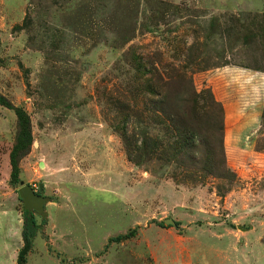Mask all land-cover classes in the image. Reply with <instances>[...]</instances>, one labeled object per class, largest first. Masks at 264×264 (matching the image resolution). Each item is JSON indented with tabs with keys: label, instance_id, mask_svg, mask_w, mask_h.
Instances as JSON below:
<instances>
[{
	"label": "rangeland",
	"instance_id": "1",
	"mask_svg": "<svg viewBox=\"0 0 264 264\" xmlns=\"http://www.w3.org/2000/svg\"><path fill=\"white\" fill-rule=\"evenodd\" d=\"M0 95L29 118L21 186L55 187L25 210L0 106V264L24 216L25 264H264V0H0Z\"/></svg>",
	"mask_w": 264,
	"mask_h": 264
},
{
	"label": "trees",
	"instance_id": "2",
	"mask_svg": "<svg viewBox=\"0 0 264 264\" xmlns=\"http://www.w3.org/2000/svg\"><path fill=\"white\" fill-rule=\"evenodd\" d=\"M0 106H3L9 110H12L15 116V126L16 132L14 137V144L9 152L8 161H9V184L12 186L17 185L21 180L19 178V168L18 160L28 152L30 145L32 144V138L30 133L29 118L27 115L17 107L11 105L6 98L0 95ZM201 107L198 109H191L189 112L185 110V103L179 102L176 106L174 112H171L168 118L172 128L179 134L181 137L185 138L184 142H190L185 144V147L191 149L195 145H200L205 143V139L199 136L197 130L190 127L189 121H201L202 116L206 114L207 111H200ZM168 111V110H167ZM184 134V135H183ZM35 221L32 216L29 218L24 216V220L21 227V241L22 246L17 252L15 264H25L27 254L31 250L32 238L35 233ZM133 236V230L120 236L110 238L108 242L118 243L122 240L130 238ZM54 256L59 259L60 255L58 253H53ZM61 259V258H60ZM61 264V260H60Z\"/></svg>",
	"mask_w": 264,
	"mask_h": 264
},
{
	"label": "water",
	"instance_id": "3",
	"mask_svg": "<svg viewBox=\"0 0 264 264\" xmlns=\"http://www.w3.org/2000/svg\"><path fill=\"white\" fill-rule=\"evenodd\" d=\"M19 184L20 188L17 190V195L23 203L25 210L28 212L33 211L36 215H40L44 218L43 205L45 203V199L36 194L28 185L21 186V182ZM38 191H41V187L38 188ZM163 222L164 224H173L171 220H164Z\"/></svg>",
	"mask_w": 264,
	"mask_h": 264
},
{
	"label": "crops",
	"instance_id": "4",
	"mask_svg": "<svg viewBox=\"0 0 264 264\" xmlns=\"http://www.w3.org/2000/svg\"><path fill=\"white\" fill-rule=\"evenodd\" d=\"M9 165V164H8ZM9 169H10V167H9ZM62 182H66V180H68L66 183L68 184H73V185H75L76 186V184H78L79 182H80V180H88L89 182H88V184L91 186V188H93V186L96 184V182H95V180H98V177H94V176H89V175H85V176H79V173H75V172H72V173H70V172H66V176H62ZM33 186V185H32ZM35 193H36V191L33 189L34 187H31V185L29 186ZM39 187H41V191L39 192L40 194V196L42 197V198H44L45 199V203H44V205H43V213H44V218H46L47 217V219H49V215H48V212L46 211V212H44V209H46L47 208V205H50V204H52V203H48V198H47V196L45 195L46 194V192H48V193H51V190H52V188H55V187H49V189L48 190H46V188H45V186H43L42 184H38V186H37V188H39ZM44 192H45V194H44ZM57 192H58V190H57ZM55 193H56V189H55ZM66 196H64V194L58 199V202L59 203H57L56 205H57V207L60 205V204H62V199H64Z\"/></svg>",
	"mask_w": 264,
	"mask_h": 264
}]
</instances>
